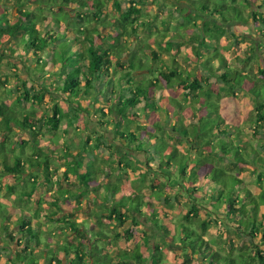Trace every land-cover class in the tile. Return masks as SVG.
I'll use <instances>...</instances> for the list:
<instances>
[{"label":"trees","instance_id":"1","mask_svg":"<svg viewBox=\"0 0 264 264\" xmlns=\"http://www.w3.org/2000/svg\"><path fill=\"white\" fill-rule=\"evenodd\" d=\"M176 1H185L188 3V11L192 10V13L189 12L187 16L183 17L184 23L180 24V28L193 24V27L199 29L200 33L213 40H218L224 36L226 32L225 25L232 22L241 24L246 22L243 16L244 10L241 6V2H243L245 10L248 9L249 11V17L259 23L261 29L259 34L264 38V13L260 11L264 7V0H256L260 1L257 10L252 9L251 0ZM105 3L106 0H13V2L12 0H0V49L4 44H9V52L20 47L25 54L30 52L40 69L43 70L46 66L51 67L49 79L47 78V81L49 80L47 87L43 85L38 90H32V87L29 88L27 86V81L21 82L22 91L16 97L15 104L12 107L14 108L21 103H31L29 110L24 112L23 120H19L17 114H12L11 107H6L0 103V118L2 121H0V124H2L3 129H9V125L12 123L15 127L26 130L32 145L35 144L30 156H25L22 159L20 156L22 153L14 154L13 165H8L6 155L3 154L5 143L0 141V160L3 159L0 162H3L4 172L13 175V181L22 180V176L26 173V164L32 167L34 163L40 164V159H43L41 166L44 169L48 167L47 156L43 155L41 148L38 147L39 134L43 131L49 133L58 131L61 121L67 118V113L63 112L58 105H53L49 116L38 117L36 107L41 105L45 97L49 95L50 90L52 91L53 89L57 94L65 97L69 110H72V112L78 114L79 112L88 113V110L82 108L84 97L95 90L94 95L96 94L100 99L96 101L95 96L92 104L94 102L105 103L100 91H104L105 97L106 91L112 82V73L113 75L116 74L115 70L110 72L112 65H115L114 69H123L119 61L123 55L129 52L124 38L128 36L129 31L134 32L136 30L138 22H142L140 21L141 18H139L140 10L134 2L130 3L126 10H122L118 1L114 0L113 8L117 12V17L109 19L105 23ZM7 5H13V9L16 12L12 18H9L11 15L6 13L8 9L5 6ZM28 7H32V9ZM74 8L77 10L76 20L69 21L72 17L71 10ZM197 15L202 18V21L200 24L195 25L192 16ZM203 17H210L211 19H205L204 21ZM101 24H107L110 27L109 32H103ZM112 32H115V35H112ZM169 37L183 39L180 34H170ZM204 41L205 38L200 44H203ZM167 46H170V42L167 43ZM192 47L194 52H198L199 42L194 43ZM207 58L217 59L216 64L212 65L208 59L202 61L201 58L196 57L195 63L198 65V70L196 72H188L187 78L179 74L177 70H171L167 73L160 72V79L165 82L168 88L182 87L184 98L187 100L189 97L194 98L196 92L200 93L203 91L202 83H206L204 85L206 88L209 85L208 79L210 76L206 79L199 76V72L203 69L212 77H215L217 81L227 86L231 98L234 97L233 86L245 87L247 88L246 94L258 105V108L261 109L263 107L264 65L260 64L258 66L255 75L254 73L244 75L230 66H222L225 62L222 55L214 53L213 56H208ZM113 59L115 60L113 61ZM4 60L7 65H13L7 56L6 49L0 51V64ZM128 60L129 68L128 70L123 69L120 77V81H123L122 77L126 79L125 84L121 85L119 81L121 85L119 89L121 91L119 92L118 90V94L116 93L118 95L116 102L110 103L111 107L107 108L106 112H104L102 106L93 110L95 115H98L96 112L99 110L104 116L108 113L113 114L114 118L118 119V123L120 121L124 122L121 128L117 125L115 131L112 130L115 136L114 139L119 137L117 139L118 143L115 144L114 142L113 145H107V148L117 153L116 158L100 159L97 162L95 160V164L93 159L82 156L81 152L74 155L70 153V148L66 147L67 149L58 158L60 161L67 163L66 170L60 178V183L67 182L68 186H78L79 189L78 191H71L69 187H65L62 193L75 195L78 202L83 201L88 197L89 193L87 184L89 182L95 183L99 172H103L99 170L100 166L105 165L106 168L108 166L113 169L112 173H109V177L116 172L115 178L119 182L121 175L118 171H127L132 161V157L120 151L142 152L148 156L149 161L155 163L154 169L157 171V175H160L159 177L163 181L162 185L164 187L172 178L175 179L176 177L177 187L180 190L187 191L186 204L188 208L178 221L172 220L173 214H165L164 217L160 218L157 212H153V215L147 218L153 226L151 227V232H156L163 240L165 236H169L172 232L174 236L180 235L178 248L184 255L182 264H192L196 260L195 257L210 264H264V192L261 193L259 198L251 197V193L244 186L242 180L227 173V170L223 168L212 165L208 168V160L202 152L204 149L210 148V154L213 159H217L219 162L228 160L229 164L234 168L237 167L238 163L258 165L261 167V172L258 174L259 180H264L263 156L255 150L253 145L242 143L243 133L236 124H223L221 122L219 104L216 101H206L204 103H200L198 100L195 101L197 104L195 109L202 116H198V122L195 125L185 126L182 122L185 119L184 107L177 100H170L175 110V114H173L175 120H171L172 124L168 126H170L173 134L177 133L181 136V143L194 144L197 149V154L194 157H190V154L180 151L176 146L169 148L165 140L162 137L159 138L155 132L145 131V124L142 122L137 109H140V113L144 114L145 120L151 117L152 112L159 111V107L156 106L153 98V92L159 89L156 83L159 80L153 81L144 78L139 81L134 80V73L146 70L147 65L143 64L140 58L133 55ZM218 72L221 73L217 74ZM189 78L192 79L189 80ZM6 81V79L3 81L0 76V84L3 85ZM111 93L113 94L112 91ZM74 101L79 104L75 105ZM260 109L256 110V121L259 123V127L263 129L264 109ZM200 111L202 114H200ZM151 123H154L158 132L164 131L163 125L158 120ZM99 124H104V122L99 120ZM214 129L217 130L216 133L218 135L223 137L219 139L214 134ZM166 134L171 137L169 133ZM28 144V141H20L19 150L23 151ZM101 145V142H97L94 146L95 150L88 148L87 151L90 153L96 152ZM215 148L220 152L217 156L213 154ZM54 149L52 150L53 155L57 154ZM32 156H35V158L30 159ZM134 163L138 165L137 162L134 161ZM146 165H148V162ZM136 168L140 169L139 166ZM200 170H203L204 174L199 178L198 172ZM104 173H101L102 176H98L102 180ZM105 175L107 176L108 173ZM137 175H143V182L146 180L147 171L143 173L137 172ZM71 177L74 179L73 182ZM183 181H187L189 184L186 190L183 187L182 189L180 188ZM118 182L108 183L104 187L105 192L108 193L104 199L101 200L99 194H95L92 205L96 208L95 219L93 220L95 222L93 229L95 240L88 242L91 244L93 241L92 249L88 250L85 246L87 242L84 239L89 233L87 230L81 229L83 223H76L72 215L57 220H54V217H49L50 221L62 223L61 227L70 230V233H74L75 236L71 238V234L65 235L63 244H49L52 249L47 252L48 264H66L63 259L68 260L69 264L72 261L75 264H84L87 259L101 260L111 264H119L124 259H132L135 262L137 261L138 264H145L146 242L143 243L141 250L136 247L134 252L114 249L112 256L102 254L103 248H105L104 244L110 238L114 242L129 243L132 241L137 225H142V221L138 218L143 219L145 216L144 214L142 215L141 208H151L153 204L150 197L139 196L136 193L129 195L131 196V202L125 200L117 201L114 198L115 194L113 192L110 193L109 190L119 188L120 191L125 192V189L120 184H117ZM37 183L38 179L33 175L32 182L29 185L31 187L28 192L29 197L34 192ZM207 185L213 188L209 197L207 196ZM94 186H90V189L94 190ZM238 186L240 187L239 192H243L247 196L246 201H241L239 204L237 203L238 196L236 197V187ZM141 187L144 188V186ZM9 191L10 193L14 191L12 185L9 187ZM96 191H98V188ZM154 196L156 200L163 199L162 202L166 206L172 207L168 195H163L161 191H157ZM181 196L184 197L182 194ZM98 200H101V202ZM188 200H192V203L190 202L189 204ZM213 201H216V204ZM224 203L227 205V210L223 216L225 221H223V217L220 218L221 222H223L222 226L224 228L225 225L232 230L230 229V234L224 231L228 242H224L221 246L218 245L215 239L206 240L203 237L212 222V220H209V215L206 214V218L200 219L207 212L209 205L217 207L224 205ZM261 208L263 212L259 216V209ZM33 209L34 211H32ZM27 211L30 212L26 214L28 217L20 220L18 224V233L22 235L25 252L28 251V248H31V251L32 248L38 249L42 244L41 222L43 219L41 218L42 210L39 207V202L35 201L32 207L27 208ZM44 216L48 217L49 214L45 212ZM197 219L200 232L192 227L193 222ZM102 220H106L109 223L114 221L116 227H124L123 231H116L109 237L103 230L107 226ZM126 224H129V226ZM231 234L238 238L237 246H233L234 242ZM173 242L175 243V241ZM97 243L99 245L103 244V246L97 249L99 247ZM212 245L217 246V249H214ZM46 246L48 247V244ZM223 247H227L228 250L224 252ZM159 249L160 245L156 243L151 251L159 252ZM220 251H223L224 254L222 255ZM99 253L101 254L99 255ZM157 259L158 264H168L166 261L162 262L161 259ZM150 260L151 264H157L156 260L155 262H153L152 258ZM122 264L127 263L122 262Z\"/></svg>","mask_w":264,"mask_h":264},{"label":"rangeland","instance_id":"2","mask_svg":"<svg viewBox=\"0 0 264 264\" xmlns=\"http://www.w3.org/2000/svg\"><path fill=\"white\" fill-rule=\"evenodd\" d=\"M113 1L114 0H106V16L104 17L105 23L109 19H112L114 17H117V12H115L113 8ZM118 3L121 6L122 10H126L130 3L134 2L137 5V8L140 10V21L138 22V25H136V30L134 32L129 31L128 36L124 38L126 42V46L129 50V52L122 56V59L119 61L120 64H122V68L125 70H128L129 68V57L131 55L136 56L137 58L141 59V62L143 64L147 65V69L143 71H137L135 76H133L134 80H143L144 79H151L155 81L156 79L159 80V82H156L159 86V89H156L153 92V98L154 102L157 107H159V111H156L155 113L152 112L151 117L149 119L145 120L144 114L140 113V109H137L138 113L141 116L142 122L145 124V131L155 132L159 138H163L166 142L168 147L171 148V146H177L181 151L186 152L190 154V157H194L197 154V149L194 147V144L189 143H181V136L179 134H173L170 130L169 124H172L171 120H175V117L173 114H175V110L173 106L170 104V100L174 99L177 100L179 104H181L184 107V118L182 120L183 124L185 126H192L195 125L198 122V116L199 112L196 111L195 107H197V104L195 101H199L200 103H204L206 101H218L219 104V114L220 117L224 118V121L221 119V122L223 124L226 123H234L236 124L244 134L243 139H246L249 144L255 145L257 148V151L260 152L259 154L263 156L264 158V128L259 127V123L256 121L257 117V109L258 105L253 102V100H250L247 96L243 94V91H241L240 88L236 87L233 91V94L237 95L239 98L238 100H243L240 104V106L237 107V110H235V105H238L234 102L233 98H231L230 91L227 89V86L220 83L215 82L213 79H211L212 88H215V91H217V96L213 93H210L206 95L209 99H206L205 92L201 91L195 93V97L191 98L189 97L187 100H185L183 95V88L182 87H174V88H168L164 81L160 79L159 73H167L171 70H177L179 74L187 78L188 72H196L194 66V60L192 58L195 55V52L192 47V43H196L197 41H201L205 38L206 41H204L203 44H201L198 47V52L205 50L206 56H213L214 54L209 53L210 51L215 52L219 51L225 62L222 64V66H230L236 70H239L242 72V74L246 75L247 73H257L258 66L260 64L264 65V38L259 34V31L261 30L259 27V23L255 22L253 19L249 17V11L248 9L245 10V6L243 2H241V6L243 7L244 13L243 16L245 17V23L241 24L238 22H232L230 24L225 25V34L223 37L219 38L218 40H212L206 36H204L203 33H200L199 29L193 27V24H190L188 27L189 29L186 30L184 28H180V24H183V17L186 16L187 11H182L183 7L176 6L178 1L176 0H169V1H162V0H117ZM13 2V0H12ZM252 5V9L257 10L258 6L260 5V1L251 0L250 1ZM8 11L6 13H9L11 15L9 18H12L13 14H15V10L13 9V5H7L5 6ZM178 7H180V10H178ZM29 9H32V7H28ZM177 8V9H176ZM72 17L69 21H75L76 20V9H72ZM261 12L264 13V7L260 9ZM192 13V10L188 11V14ZM11 13V14H10ZM208 15V14H207ZM210 16V15H208ZM192 20L194 21L195 25L200 24L202 21V18L197 16H192ZM204 21L205 19H211L210 17H203ZM199 21V22H196ZM187 26V25H186ZM210 27L209 25H207ZM101 29L103 32H109L110 27L107 26V24H101ZM177 29V31H175ZM185 31L186 34L185 35ZM172 32V33H170ZM170 34H180L182 38L185 35V38L187 39L186 42L181 41H174L171 39L172 37H169ZM112 35H115V32H112ZM170 42V46H167V43ZM8 45L4 44L3 48H6ZM109 46V45H108ZM207 46H211L212 48L207 49ZM213 49V50H211ZM200 52V54H202ZM219 54V55H221ZM31 56V55H30ZM205 54L202 55L201 60L204 61L208 59L209 63L211 64L212 61L215 63L217 62V59L212 58H205ZM199 57V54H198ZM33 60H35L34 57H32ZM32 60V61H33ZM115 59H113L114 61ZM201 61V62H202ZM31 64H34V62H31ZM114 64V63H113ZM193 64V65H191ZM16 65L21 68L17 74L23 77H28L30 79V85L33 88L32 90H38L39 85H44L47 87L46 77H44V72L42 69H40V66L36 63V66L32 69L31 73H28L24 68L28 65V68H31V66L28 64L22 65V63L17 62ZM115 65H112V68L110 72L116 71V74L113 75L112 73V82L110 83L108 90L106 91V96L104 97L105 93L103 90L100 92L102 93V99L105 103H96L93 102V99L95 100V96H85L82 102V108H85L88 110V113L79 112L75 113L72 112V110H69V106L67 101L65 103L60 102L58 100V95L55 90H50L49 95L45 97V99L42 101L41 105L36 108L37 115L41 116V118H44V116H49L51 114V110L53 105H58L63 112L67 113V118L63 119L61 121V126L58 131L55 132L58 138V146L59 147H68L72 151L76 153H80L77 149L74 147V143L77 144V146L80 145L81 151L86 152L87 158H93V155H96L95 157L98 158V160H108L116 158L117 153L107 148L108 146V137L110 135V131L114 130L117 125L120 126V128L124 125L123 121H120L118 123V119L114 118L113 114H106L105 116L102 115L101 111H97L99 120L104 122V124H99L97 121L96 124L90 125L88 123L90 114H92L93 110L95 108H99L102 106L104 108V112H106V109L111 107V104L116 102L117 98V92L121 91L119 86L125 84V80L122 77L123 81H120V77L123 73V69H114ZM4 67H10L6 63ZM24 67V68H23ZM248 75V74H247ZM253 77V76H252ZM45 80V82L43 81ZM190 80V79H189ZM119 81L121 82L119 84ZM112 85V87H111ZM55 88V87H54ZM205 90V89H204ZM113 92V94L111 93ZM117 93V94H116ZM196 96L198 97L196 99ZM100 99L96 95V101ZM205 99V100H204ZM203 100V101H202ZM62 103V104H61ZM75 105H78L79 103L74 101ZM111 103V104H110ZM27 104H25L24 109L28 110ZM96 106V107H94ZM264 106L260 109L263 110ZM205 112V111H204ZM200 114L202 112L200 111ZM237 116L235 117V115ZM197 116V117H196ZM108 117V118H107ZM106 119V121H104ZM144 119V120H143ZM95 120V119H92ZM160 122L163 125V132H158L155 128L154 123H151L152 121ZM151 121V122H149ZM217 121V119H216ZM217 130L214 129V134ZM166 133H169L171 137H168ZM53 133V137L55 136ZM221 136V135H217ZM111 141V140H110ZM174 141V142H173ZM97 142H101L102 145L99 150L96 151V153L92 154L89 151H87L88 148H93L95 150V145ZM114 144L113 142L111 143ZM259 144V145H258ZM261 144V145H260ZM95 152V151H93ZM122 153H125V150L120 151ZM95 157L93 158L95 160ZM132 163V162H131ZM83 166V165H82ZM255 167V166H253ZM258 168V165L256 166ZM255 167V168H256ZM261 171L257 169L254 171H250L252 178L258 179V174ZM114 175L111 176L112 179H114ZM148 174L154 173L152 178H146L145 184L151 182V187H153L152 190L161 191L163 195L169 196L170 204L173 203V200L175 202L174 208L176 209V213H170L172 209L170 207L166 206L162 200H157L156 204H159L161 206L160 211L158 212V215L161 217H164L165 214L172 215V220L174 219L178 221L182 214L187 210L188 205L184 200L187 199L185 197H182L181 194L183 191H174L172 186L164 187L162 185L163 181H160V175H157L156 172L150 170L147 171ZM211 177V176H210ZM219 177H221L219 175ZM218 177V178H219ZM127 178V177H126ZM209 178V177H208ZM130 178H127L126 180H129ZM259 180V179H258ZM261 181V179L259 180ZM118 184V183H117ZM261 184L264 186V181H261ZM30 187V186H29ZM173 189V192H172ZM75 189H73L74 191ZM109 192H113L114 198L117 201L125 200L127 202H131V196H129L128 192H122L118 188H113L109 190ZM149 192V191H148ZM106 194H108L106 192ZM104 199V197L102 198ZM142 215L146 214L143 219L138 218L140 221H142V225H137V228L135 230L134 239L130 241L129 243L132 244V246L136 243L141 245L142 247L143 243L147 244V247L145 249L146 252V258H152L153 262L158 261L157 258L161 259L162 262L166 261L169 264H182L183 260V252L178 248L179 246V237L180 235H173L172 233L169 236H165L164 240L157 235L156 232H151L152 224L147 218H150L148 214L150 213L147 209L141 208ZM151 214V213H150ZM91 218V221L95 223L93 220L95 219L93 215H89ZM144 223V224H143ZM199 221L198 219L195 220L192 224V227L195 226L198 227ZM221 220L214 219V221L211 222V229H210V237L215 238L218 245H223V243H227V240L221 239L223 236V233H219L220 231L223 232V226H222ZM108 224V225H107ZM129 226V224H126ZM106 228L103 230L105 231V234H107L109 237L113 235L114 232L119 231L122 232L123 228L116 227L115 222L105 223ZM126 227V226H125ZM198 229V228H197ZM56 230V229H55ZM145 232V233H144ZM200 232V231H198ZM50 234V233H49ZM48 233H46L48 238ZM217 236L215 237V235ZM171 236V237H170ZM54 237H49L48 239L51 242ZM174 238V239H173ZM47 239V240H48ZM235 237L233 238L234 241ZM175 241V243L173 242ZM53 242V241H52ZM134 242V243H133ZM221 242V243H220ZM109 245H108V244ZM105 247L111 248L113 245L114 249L122 250L123 246L127 243H124L122 241L120 242H114L112 238L107 241ZM126 250H129L130 252H134L131 245ZM158 243L160 245L159 252L155 251L152 252L151 250L154 249V245ZM123 246H122V245ZM237 244V243H236ZM111 245V246H110ZM100 247L103 246V244L99 245ZM122 246V247H120ZM229 247V244H228ZM130 248V249H129ZM154 253V254H152ZM169 259V260H168ZM195 261H193L194 264H198V261H201L200 258L195 257ZM132 260V259H131ZM150 260V259H149Z\"/></svg>","mask_w":264,"mask_h":264},{"label":"crops","instance_id":"3","mask_svg":"<svg viewBox=\"0 0 264 264\" xmlns=\"http://www.w3.org/2000/svg\"><path fill=\"white\" fill-rule=\"evenodd\" d=\"M187 4L185 1H178V3L176 4V6H180L183 7L182 11H187L186 16L188 15V9H187ZM180 7H178V10H180ZM177 9V8H176ZM199 22V21H196ZM189 26V25H188ZM185 27L186 30L189 29V27ZM38 28H40L38 26ZM185 35L186 31H185ZM185 35L183 37V39L181 41L186 42L187 39L185 38ZM210 39V41H212L213 39L208 37ZM173 43L174 41H179L180 39L177 37H172ZM207 42V40H205ZM201 41H199V46ZM194 43H192L193 46ZM196 44V43H195ZM8 46L6 48L1 47L0 51H2L3 49H6L7 52V56L8 58H10V61L13 65L9 64L8 66L10 67H4L5 65V60L2 61V63L0 64V76L1 79L4 81L5 79L7 80L5 83L0 84V103L4 104L6 107H11L12 108V114H17L19 120H23V117L25 116V109L24 106L25 104L27 105H31V103H21L20 105H16L14 108L12 107L15 103V99L16 97L19 95V93H21L22 88H21V82L22 81H27L28 82V87L30 88V79L28 77H23L20 76L19 74H17L20 72L19 70L21 68H19L16 63H22V65L24 64H28L31 66V68H28V65H26L24 68L28 73L32 72V69L36 66V61L32 59V56H30V52L29 53H24L22 51V49L20 47H18L17 50H14L12 52L8 51ZM212 48L211 46H207V49ZM199 50V49H198ZM213 50V49H211ZM204 52H206L205 50H203ZM220 51V50H219ZM219 51H217V49L215 50V52L210 51L209 53L214 54H221ZM200 52H195V55L192 58V60L195 61V58H202V55L206 53L202 52V54H200ZM222 55V54H221ZM208 56H206L207 58ZM33 60V61H32ZM31 62H34V64H31ZM212 65L216 64L214 61L211 62ZM193 65V64H191ZM197 64L194 62V66L195 67ZM33 67V68H32ZM49 66H46L45 68H43V72H44V77H46V79H49V73L50 71ZM195 70L197 69V66L195 68ZM201 70V69H200ZM221 72H218L217 74H220ZM199 76H202L204 79L208 78V84L207 88L206 86H204L206 83H202V87H203V91L205 92V97L206 95L213 93L214 95H218L217 91L213 92V90L215 91V88H212L211 85V79H213L215 82H219L216 80L215 77H212L207 71H204L203 69L199 72ZM192 79V78H189ZM45 82V80H43ZM47 81V80H46ZM207 82V80H206ZM221 83V82H220ZM47 85V84H46ZM43 85H39V89L42 87ZM238 87V86H233L232 90L234 91V89ZM241 91H243V94H246V89L245 87L241 88ZM245 88V89H244ZM205 89V90H204ZM228 89V88H227ZM94 91L89 93V98L90 96L94 95ZM93 94V95H90ZM58 95V100H60V102L65 103L66 99L65 97ZM96 96V94L94 95ZM250 100H252L250 98V96H247ZM206 99H209L208 97H206ZM239 98L237 97V95L235 94L233 97V100L235 103H237L238 105H235V110H237V107L240 106L241 102L243 100H238ZM205 100V99H204ZM203 101V100H202ZM215 102V99L214 101ZM61 103V104H62ZM216 103H218V101H216ZM171 105H173L170 102ZM29 106H28V110H29ZM264 106V105H263ZM39 107V106H37ZM36 107V108H37ZM220 111V110H219ZM16 116V117H17ZM220 116V114H219ZM237 116V114L235 115V117ZM40 117V116H38ZM89 118L91 120L88 121V123L90 125L96 124L95 121H97L99 123V118L97 115H95L93 112L92 114H90ZM223 121L224 118L220 117ZM95 119V120H92ZM1 121V118H0ZM2 122V121H1ZM226 124H234V123H226ZM2 124H0V141H4L5 143V148H4V155H6V161L8 163V165H13L14 163V154H20L21 158L23 159V157L25 156H30V154L32 153L33 150V144L32 142L29 140V134L26 130L23 129H19L18 127H15L12 123H10L9 125V129H3V126H1ZM61 126V125H60ZM55 134V132H54ZM243 133V137H244ZM216 136L218 134H215ZM39 139H38V147L41 148V152L43 155L47 156V160H48V167L47 169H44L43 166H41L43 159H40V164H36L34 163V165L32 167H30L29 165H25V169H26V173L24 174V176H22V180L15 182L13 181V175H10L9 173L4 172L3 169V162H0V264H48V258H47V252L49 250H51L52 248L49 247L50 245H59V244H63L64 242V237L65 235L71 234V238L72 236L74 237V233H70V230L65 229L62 226V223L60 222H53L50 221L49 217H54V220L57 219H61L65 216L72 215L73 219L75 220L76 223L80 224L83 223V226H81L82 230H87L88 231V235L86 236V239H84L87 243L85 244V246L88 248V250L92 249L93 247V241L90 243L91 240H95L94 239V224L91 221V218L89 217V215H93L94 213H96V208L93 205V201L95 199V194L98 193L101 200L103 197L106 196V192L104 187L107 186L108 183H112V182H118L114 176V179L111 178V176L109 177V173L111 174L113 169H110L108 166L107 168L105 167V165L100 166L99 170L103 171L101 173H104V178L103 180L100 179V177H98L99 175L102 176V174L99 172V175L97 176V180L98 182L95 181V183L89 182L87 185L88 187V197L85 198L83 201L78 202L77 196L75 195H71L68 193H62L63 190H65V187H69V189H71V191H73V189H75L74 191H78V186L74 187V186H68V183L66 182H62L60 183V178L62 177L63 173L66 170L67 167V163L60 161L58 158L61 155V153L66 150V147H59L58 146V138L57 135L55 134V136L53 137V133H49L47 131H43L41 134H39ZM219 139L222 138L223 136H217ZM115 136L113 134V131H110V135L108 137V144L111 145V143L115 142L118 143V138L116 137V139H114ZM111 140V141H110ZM20 141H28L29 144L27 145L26 148L23 149V151L19 150V143ZM245 144H249L248 141L246 139H243V142ZM241 143V144H242ZM259 145V144H258ZM261 145V144H260ZM55 147V149H54ZM74 147L75 149H77L79 152H81L82 156H86V152L85 151H81L80 145L77 146L76 143H74ZM255 148V150H257V148L255 147V145L253 146ZM177 149H179L176 146ZM55 151V155H53V150ZM180 150V149H179ZM181 151V150H180ZM211 149H204L203 150V154L204 156L207 158L208 160V168L212 166L218 167V168H223L225 170H227V173H230L234 176H236L238 179L242 180L244 183V186L249 190V192L251 193V197H255V198H259L261 193L264 192V186L261 184V181H258L257 178L253 179L252 175L250 173V171H252L254 169V171H256L257 169H259L261 171L260 168L256 167L257 165H254L253 163L246 165V164H242V163H238L237 167L234 168L232 167V165L229 164L228 160H225L224 162H219L217 161V159H213V157L210 154ZM70 153L72 154H77L76 152L72 151L70 149ZM95 154L96 152H92V154ZM127 153V156L132 157V161L133 163L130 162V168L127 169V171L123 172V171H118L120 172L121 178L120 181L118 182V184H120V186H122V188L125 189V192L129 195H131L132 193H136V195L139 196H147L150 197L151 199V203L152 207L151 208H145L147 209L150 213L148 214V216H152L153 212H159L161 206L159 204H156L157 200L155 199L154 193L155 190L151 189V182L145 184L146 182L143 181L142 182V176L143 175H137V172H141L143 173L144 171H149L152 170L154 172L157 173V171L154 169L155 168V163H153L152 161L148 160V156L142 152H126L124 154ZM220 153L219 150L217 148L214 149L213 154L215 156H217V154ZM260 153V152H259ZM212 154V155H213ZM93 158L95 157V155L92 156ZM30 158V157H29ZM35 156H32L30 159H34ZM93 158H90L91 160ZM3 160V159H2ZM0 160V161H2ZM94 160V159H93ZM95 160L97 162L98 158L95 157ZM94 160V163L96 164ZM33 161V160H32ZM135 162L138 163V165H136ZM141 161V162H140ZM148 162V165H146V163ZM100 164V163H99ZM136 168V167H138ZM255 166V167H253ZM114 167V166H113ZM122 167V166H121ZM207 168V169H208ZM206 169V170H207ZM205 170V169H203ZM203 170H200L199 173V178L204 174ZM264 170V169H263ZM264 172V171H263ZM108 173V177L105 175ZM114 174V173H113ZM117 173H115L116 175ZM33 175L36 176V178L38 179V183L35 185V189L34 192L32 193V195L29 197L28 196V192L30 191L31 187H29V185L32 182L33 179ZM153 175L155 176L154 173L148 174L146 175V178H152ZM130 178L129 180H126L127 178ZM102 178V177H101ZM72 182L74 181V179L71 177ZM262 180V179H261ZM160 181L162 182V180L160 179ZM264 181V180H262ZM177 179L175 177L172 178L169 182L168 185L172 186L174 191H183L180 190L177 187ZM13 186L14 191L12 193H10L9 191V187ZM94 185H99V186H94ZM168 185H166L168 187ZM90 186H94V190L90 189ZM141 186H144L141 187ZM189 184L187 183V181H183L180 188L182 189V187L184 188V190H186L188 188ZM71 187V188H70ZM98 188V191H96V189ZM80 189H82L80 187ZM84 189V188H83ZM172 189V192H173ZM217 189V188H216ZM240 187H236V197L238 196V201L237 203L239 204V202L241 201H246L247 196L245 194H243V192H239ZM213 188L209 185H207V196H210V191H212ZM149 191V192H148ZM187 191H183L182 195L186 198L187 196ZM101 200H98L99 202H101ZM145 200V198H144ZM38 201L39 202V207L42 210V215L41 218L42 220V229H41V247L38 249H33L31 251V248H28V251H24L25 248V244L24 241L22 240V235L20 233H18L19 231V222L20 220H22L25 217H28L26 214L27 212V208L32 207V204ZM146 201V200H145ZM163 201V199H162ZM186 202V200H184ZM189 204L190 202L192 203V200H188ZM213 203L216 204V201H213ZM35 205V204H34ZM175 205V202L173 200L172 203V207H170V209H172V211H170V213H176L177 210L173 209ZM109 206V205H108ZM27 207V208H26ZM226 207L227 205L224 203V205L222 206H208L207 208V212L202 215V218L200 220H203L204 218H206V214L209 215V220L214 221V219H219L224 216V213L226 212ZM34 208V207H33ZM144 207H142L143 209ZM163 208H161L162 211ZM34 211V209L32 210ZM45 212H47L49 214V216L45 217ZM263 210L262 208L259 209V216L260 213H262ZM30 213V212H29ZM146 215V214H145ZM225 217H223V221ZM102 222L105 224L107 223L106 220H102ZM198 224V223H197ZM211 225V224H210ZM198 228V229H197ZM56 229V230H55ZM194 229L196 231H200V227L198 225V227H194ZM210 229L211 226H209V228L207 229V231L204 233V239L206 240H214L215 238H211L209 233H210ZM230 227L227 228L224 225L223 228V236L221 239L226 240L227 239V235H226V231L227 234H230ZM232 230V229H231ZM225 231V232H224ZM46 233H50L48 235L49 237H54L53 238V242H49L50 240L47 238ZM221 233V231L219 232ZM217 236V234L215 235V237ZM232 239L235 237L233 234H231ZM48 239V240H47ZM216 241V239H215ZM234 245L233 246H237L238 244V238L235 237L234 239ZM134 243V242H133ZM237 243V244H236ZM46 244H48V247L46 246ZM99 245V243H97V246ZM122 245V244H121ZM132 247V249H136V247H138L139 250L142 249V247H140L141 245H139L138 243L135 242V244L132 246V244L129 243V247ZM111 246V245H110ZM123 246V245H122ZM120 246V247H122ZM222 246V245H221ZM128 247V243L125 244L122 248V250H126ZM212 247L214 249H217V246H213ZM100 246L97 248L99 249ZM224 248V252H226L228 250L227 247H223ZM103 252L102 254L105 255H109L112 256V252H114V248L111 246V248L105 247L103 248ZM130 249V248H129ZM129 251V250H126ZM222 253V255L224 254L223 251H220ZM220 253V254H221ZM101 253H99L100 255ZM235 254V252H234ZM61 256V255H60ZM150 258H146L145 260V264H151V260H149ZM169 260V259H168ZM63 262L66 264H69V261L64 260ZM122 262H126L127 264H138L137 261L135 262L134 260L131 259H124L123 261L119 262V264H122ZM168 263V262H167ZM71 264H75L74 261L71 262ZM84 264H111V263H106L105 261L102 262L101 260L97 261V260H89L87 259L86 261H84ZM158 264V261H157ZM169 264V263H168ZM194 264V263H192ZM198 264H210L207 261H198ZM218 264V263H215Z\"/></svg>","mask_w":264,"mask_h":264}]
</instances>
